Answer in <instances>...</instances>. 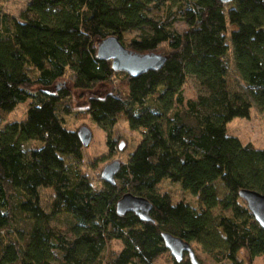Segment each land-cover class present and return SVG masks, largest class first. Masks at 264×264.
<instances>
[{"label": "trees", "instance_id": "1", "mask_svg": "<svg viewBox=\"0 0 264 264\" xmlns=\"http://www.w3.org/2000/svg\"><path fill=\"white\" fill-rule=\"evenodd\" d=\"M110 35L167 59L137 76L115 71L97 55ZM190 78L198 93L187 98ZM75 91L82 110L72 107ZM24 103L25 116L8 121ZM253 107L264 111V0H28L20 17L0 4V264H154L169 251L164 232L219 264H244L242 251L253 264L264 228L240 191L264 193V148L227 128ZM64 114L97 124L111 151L120 149V120L140 131L115 183L64 161L79 163L84 148ZM165 180L196 199L173 201L159 190ZM40 188L54 193L49 211ZM127 192L151 201V220L117 213ZM63 214L67 232L52 225Z\"/></svg>", "mask_w": 264, "mask_h": 264}, {"label": "rangeland", "instance_id": "2", "mask_svg": "<svg viewBox=\"0 0 264 264\" xmlns=\"http://www.w3.org/2000/svg\"><path fill=\"white\" fill-rule=\"evenodd\" d=\"M28 0H0V4L3 5V9L10 13L12 16L20 17L22 10L26 7ZM175 27L182 31L186 27V23L183 21H177ZM62 84H69L67 79L60 81ZM198 93V89L194 79L187 80L184 86V94L187 98L195 97ZM85 104L84 98L80 93L74 92L72 107L74 109H83ZM28 107V103L17 106L9 115L8 121L22 119ZM66 125L73 130H78L84 125H87L93 133L92 140L89 146L83 148V159L77 163L73 157L64 156L66 163L79 164L81 169L94 178L95 182L99 181V176L103 168L114 160L126 161L129 153L132 152L141 139L140 131H133L129 128L128 124L124 120H120L114 130L113 137L119 142L124 143L123 149L110 150L106 143L105 132L92 122L88 117L80 115L77 117L72 114H64ZM228 132L235 136H238L244 143L251 142L259 148H264V111L258 110L253 107L250 118L235 117L227 124ZM220 193L222 197L225 193L223 185L218 183ZM160 192H168L173 201L179 199L194 201L196 198L186 192L179 184L165 180L161 183ZM53 191L50 188H40L41 205L44 210L49 211L51 201L53 198ZM220 207L214 209V213L219 212ZM71 218L65 214L59 215L52 220V225L57 229H61L63 232L69 231ZM21 228H28V224L24 220L19 222ZM191 246L196 253L197 259L201 264H219L213 257L206 252L203 247L195 242H191ZM112 248L119 251L122 248V243L119 241H113ZM240 257L243 258L244 264L247 263L245 252L240 253ZM188 255H185L183 261L188 259ZM58 263V262H57ZM56 264V263H55ZM60 264V263H58ZM154 264H174L170 252H165L159 255ZM253 264H264V255L257 257L253 260Z\"/></svg>", "mask_w": 264, "mask_h": 264}, {"label": "water", "instance_id": "3", "mask_svg": "<svg viewBox=\"0 0 264 264\" xmlns=\"http://www.w3.org/2000/svg\"><path fill=\"white\" fill-rule=\"evenodd\" d=\"M219 1L228 3L233 0ZM97 55L101 59L111 60L113 70L125 71L132 76H137L151 69H158L167 59V56L162 53H140L131 50L115 35H110L98 42ZM78 135L83 147L89 146L93 133L87 125L78 129ZM123 147L124 143L122 142L120 144V149H123ZM120 165L121 163L119 160H114L107 164L102 170L103 179L110 183H115V173L118 171ZM240 196L246 201L248 209L253 214L255 220L264 228V193L256 190L244 189L240 191ZM151 208L152 203L150 200L131 192L123 194L116 204L118 214L132 211L142 220H151ZM162 236L165 246L177 261L183 260L184 256L187 254L191 264H201L190 242L168 232H164Z\"/></svg>", "mask_w": 264, "mask_h": 264}]
</instances>
